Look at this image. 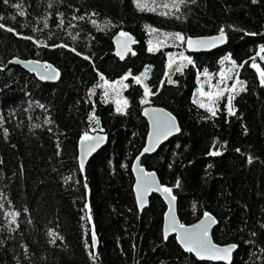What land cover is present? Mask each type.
<instances>
[{"label": "trees", "instance_id": "obj_1", "mask_svg": "<svg viewBox=\"0 0 264 264\" xmlns=\"http://www.w3.org/2000/svg\"><path fill=\"white\" fill-rule=\"evenodd\" d=\"M141 3L144 10L136 0H0V264H213L183 252L174 237L163 240L159 197L137 212L130 168L147 134L146 105L178 122V135L140 165L172 189L179 221L210 213L212 241L237 246L231 264H264V88L253 67L264 70V0ZM221 29V49L184 52L192 64L167 65L166 53L184 46L175 33L208 37ZM120 31L137 43L122 62L111 42ZM13 58L46 62L59 79L41 83ZM224 60L244 90L236 82L232 114L222 105L212 116L194 92L198 77L215 75ZM137 76L152 93L148 103ZM117 81L127 84L124 113L106 90ZM85 133L107 141L82 174L76 149Z\"/></svg>", "mask_w": 264, "mask_h": 264}, {"label": "snow or ice", "instance_id": "obj_2", "mask_svg": "<svg viewBox=\"0 0 264 264\" xmlns=\"http://www.w3.org/2000/svg\"><path fill=\"white\" fill-rule=\"evenodd\" d=\"M4 2L8 3V0H4ZM183 2H184V0H179V3H183ZM255 2H256V0H253V3H255ZM136 3H137V7L140 10L145 9L146 5L142 4L141 0H136ZM174 6H176V5L174 4ZM13 7H16L17 9H19L20 5L15 4V5H13ZM165 7H167V5H165ZM148 10L155 11L154 8H150ZM161 14L163 15L164 13H161ZM19 15L23 16L24 12L20 11ZM2 19H3V17H0V20H2ZM79 19H83V17H79ZM45 27H47L46 22H45ZM0 28H5V25L3 23H0ZM6 30L9 32L14 31V29L11 27H7ZM152 31L155 32V31H157V29H152ZM121 36L127 37L128 34L122 32ZM174 36H175V39L179 40L181 43H186L189 48L198 49V48L208 47L210 45L214 46L215 43H217V42H223L224 30L221 29L220 35L218 37L211 38V40H203V39H195L194 40L191 37L185 38L180 33H175ZM25 38L26 39H32L31 37H25ZM128 39L131 40L130 37ZM132 42H134V41H132ZM61 46H63V45H61ZM125 49L129 50V49H127V43H125ZM149 51H153V49L150 47ZM261 51L264 52V48H262ZM180 57L182 60H187V62L189 64L193 63L192 60L189 57H185L183 55V53H180ZM121 58L123 59V56H121ZM262 58H264V57H262ZM85 59H88V57H85ZM225 59H230V57H225ZM29 63H37L38 64V62H29ZM221 63H223V61H221ZM232 63H233V65H235L236 62L233 61ZM171 66H172V63L170 61L169 67L171 68ZM238 67H243V65H239ZM253 67H256V65L253 64ZM176 70L179 71L180 66H178ZM257 71L259 72L261 83L264 84V70L257 68ZM146 72H147V69H145V73L142 75H145ZM58 75H59V73L55 72V70L52 69L51 65H44V74L41 75V79H55L56 76H58ZM127 78L128 77L125 76L123 79H127ZM101 79H103L102 76H101ZM134 79H135L136 83H141L140 76L134 77ZM237 83L240 84V91H243L244 90L243 82L237 81ZM125 87H127V85H125ZM235 90H236V84L234 83L231 86L230 91H235ZM150 94H152V93H150V90L148 89V87L145 86V90H144L145 99L141 100L142 104L148 103L147 97ZM105 95H107V93H105ZM201 95L209 97V104H215L217 102V100L219 99V97L221 95H223V92L222 91L217 92L215 94V99L212 98V96H213L212 93H205V92L201 91ZM232 99H233L232 96L228 97V105H229L228 111L230 114H232V108H231ZM120 103H121L120 101H117V111L118 112L123 111V109L119 106ZM123 104L125 106H127V100H124ZM41 107H43V106H41ZM200 107H205V104L200 103ZM207 110L211 113L212 116L216 115V111L213 107H208ZM154 113H155L154 120H153L154 132L152 134H150V141H151L153 135L155 136V138L158 142L160 138H167V136L170 135L173 131H179V128L175 124V118L172 117L170 113L161 114L162 110H154ZM147 114H148V112L146 110L145 115H147ZM90 119H95V117L91 116ZM96 122L99 123L98 120H96ZM103 139H104L103 137H90L87 133H85L84 136L81 137V145H83L85 141L94 140L95 143L90 145L88 148V152L90 153L91 151H93L95 149V147H97L99 145V143H101L103 141ZM152 147L153 146L150 144L149 147H146L144 149V152H148V151L152 150ZM219 154L220 153L218 151L210 152V155H214V156L219 155ZM249 162H251V158H249ZM80 168H81V170H83V168H84L83 158H81V160H80ZM145 175L147 178L145 180V183L143 185H141L138 182V184H137V198L141 204V207L146 202L143 199V197L151 189L153 184H155L153 173H147ZM177 186H179V181H177ZM85 187H87V185H85ZM163 191L170 195L172 192V189L171 188H163ZM174 200H175V197L172 196L171 199L169 200V204L171 205L172 201H174ZM0 207H2V205H0ZM85 208H88L87 204L85 205ZM169 211L171 212V207H170ZM204 217H205V219L201 220V222L199 224L194 225L191 229H186V228H184V225H182V224L178 225V222L176 221L175 217L173 216L171 224L166 226V228L164 230V238L167 239L168 233L170 230L171 231H179L180 234H179L178 238L180 239L181 243L185 247L186 251L195 253L196 256H198L201 259L208 258V259H215V260H224L227 262V264H231L230 255H231V252L237 246L233 244V245H229L226 247H218L217 245L213 244L211 242V240L208 238V229L212 224L216 223V220L208 212L204 213ZM89 219H90V217H89ZM177 225H178V227H177ZM253 235H255V234L253 233ZM92 243H93V245H95V243H96V236H95L94 232L92 235Z\"/></svg>", "mask_w": 264, "mask_h": 264}, {"label": "water", "instance_id": "obj_3", "mask_svg": "<svg viewBox=\"0 0 264 264\" xmlns=\"http://www.w3.org/2000/svg\"><path fill=\"white\" fill-rule=\"evenodd\" d=\"M122 32L123 31H120V32L116 33L111 39V42H112V45H113V55L120 62H122L127 57V55H131V56L135 55V51L133 50V47L137 44L136 41L134 40V38L129 33L123 32V33H127L128 36L127 37L126 36H121ZM219 35L220 34L213 35V36H208V37H194L192 39H194V40L195 39L211 40V38L218 37ZM129 37L131 38V40L128 39ZM132 41H134V42H132ZM125 43H127V49H129V50L125 49ZM225 43H226V37L224 35L223 42H217V43H215L214 46L210 45L208 47L194 49V48H189L188 45L186 43H184V49H185V52L187 54H202V53H207V52H211V51H215V50L221 49L224 46ZM121 56H123V59L121 58ZM29 62H38V64L37 63H29ZM9 63L12 64V65L18 66L20 69H22L23 71H25L29 75L34 76V78L37 81L41 82V83H50V84H52V83H55L59 79V75L56 76L55 79H41V75L44 74V65H50V64H48L46 62H40V61H37V60H21V59L13 58V59L10 60ZM257 68L258 67H254L258 83H259V85L261 87L264 88V84L261 83L260 75H259V72L257 71ZM52 69H54L55 72L59 73V71L54 66H52ZM146 110L148 112L147 115H145V111ZM154 110H162L161 114L169 113L168 111H166L165 109H163L161 107H156V106H152V105H146V106H144L142 108L141 117L147 123V134H146V137H145L143 148L141 149L139 154L133 160V162L131 164L130 171H131V175H132V178H133L132 194H133V197H134V202H135V206H136L138 214H140L145 208H147L148 203H149V198L152 195H155V196L159 197L160 200L162 201V203L164 204L165 211H164L163 220H162V237H163V240L165 241L166 239L164 238V230H165L166 226L171 224L172 217L173 216L175 217L176 221L178 222V225L182 224L179 221V219L177 217V213H176V199L174 201H172L171 205L169 204V200L173 196L172 192H171L170 195L168 193H165L163 191V188H166V187L159 183L155 172L148 171L143 166H141L140 165V160H141V158L143 156H151L154 153H156L157 150L164 143L169 141L171 138L177 136L179 131H173L170 135L167 136V138H160L158 142H157L155 136L153 135V137H152V139L150 141V134H152L154 132V127H153V120H154V115H155ZM171 116L174 117L172 114H171ZM175 124L179 128L176 118H175ZM88 135L90 137H103L104 139L90 153L88 152V148H89L90 145L94 144L95 141L94 140L85 141L84 144L81 145V138L78 140L77 149H76V151H77L76 159H77V164H78L79 170H80V172L82 174L84 173V169H85V165H86L87 161L96 152H98L102 147H104L105 144H106V141H107V137L103 133H93V134H88ZM150 144L153 146L152 150H150L148 152H144V149L146 147H149ZM81 158H83V160H84V168H83V170H81V168H80V160H81ZM147 173H153L154 174L155 184H153L151 189L143 197V199L146 202L141 207V204H140V202L138 201V198H137V184H138V182L141 185H143L145 183V180L147 179L145 174H147ZM170 207H171V212L169 211ZM86 209H87V219L89 221V224H91V221L89 219V209L88 208H86ZM204 219H205V217H204V214H203L195 223L190 224V225H185V224H182V225H184V228H186V229H191L194 225L199 224L201 222V220H204ZM216 224H217V221H216L215 224H212L209 227V229H208V238L211 240V242L213 244H215V243L212 241L211 232H212L213 228L216 226ZM178 225H177V227H178ZM93 232H94L93 228L91 227V233H90V240L91 241L90 242H91L92 252L95 255L98 243H97V239H96L95 245H93V243H92ZM179 234H180L179 231H171L170 230L169 233H168V237L167 238L174 237V240H175L177 246L183 252L190 253L191 256L195 260H197L199 262H209V263H213V264H227V262L224 261V260H215V259H208V258L201 259L198 256H196L195 253L186 251L185 247L183 246V244L181 243L180 239L178 238ZM215 245H217V244H215ZM229 245H233V244L217 245V246L218 247H226V246H229ZM235 250H236V248L231 252L230 261H232L233 254H234Z\"/></svg>", "mask_w": 264, "mask_h": 264}, {"label": "rangeland", "instance_id": "obj_4", "mask_svg": "<svg viewBox=\"0 0 264 264\" xmlns=\"http://www.w3.org/2000/svg\"><path fill=\"white\" fill-rule=\"evenodd\" d=\"M176 42L174 41L172 43V47H176ZM184 46L181 47V50H171L170 53H166V62L167 65H169L170 61L172 65L174 63H180V64H187V60H182L180 57V53H183L184 55ZM186 53V52H185ZM185 56V55H184ZM186 57V56H185ZM225 66L219 69V71L215 75H207L202 74L198 77L197 83H196V89L194 92V102L200 107V103H204L205 107H201L204 109H208V107H213L216 111L217 108L220 106H224V109L229 113L228 108V97L230 96L231 92V86L237 82V75L233 72L235 71V68L227 61L224 60ZM127 84H123V81H117L115 84L107 85L106 90L110 94V97L112 98V102L114 103V108L117 111V101H120V107L123 109V111L118 113H124L125 111V105L123 104V101L126 100L124 97V91L127 89L125 87ZM140 86H142L145 90V87L140 83ZM201 91L205 93H212V98L215 99V94L217 92H223V95L219 97L217 102L215 104H209V97L208 96H202ZM107 93V94H108ZM150 95L147 97V100H149ZM145 99V97H144Z\"/></svg>", "mask_w": 264, "mask_h": 264}, {"label": "flooded vegetation", "instance_id": "obj_5", "mask_svg": "<svg viewBox=\"0 0 264 264\" xmlns=\"http://www.w3.org/2000/svg\"><path fill=\"white\" fill-rule=\"evenodd\" d=\"M136 54V53H135ZM131 56V55H130ZM135 56V55H134Z\"/></svg>", "mask_w": 264, "mask_h": 264}]
</instances>
